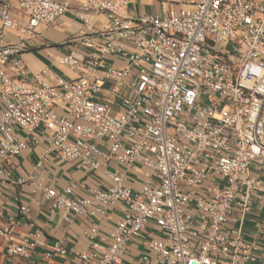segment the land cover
I'll list each match as a JSON object with an SVG mask.
<instances>
[{
	"label": "built area",
	"instance_id": "2783aa9c",
	"mask_svg": "<svg viewBox=\"0 0 264 264\" xmlns=\"http://www.w3.org/2000/svg\"><path fill=\"white\" fill-rule=\"evenodd\" d=\"M15 1L0 3V177L45 139L36 170L57 158L103 169L111 185L79 197L78 182L45 186L34 172L16 183L35 186L52 212L122 215L109 237L94 225L87 250L59 242L46 259L72 252L78 264H123L144 239L146 264H264V0H161L159 12L138 16L127 15L132 0ZM68 14L81 26L50 57L73 75L33 73L23 55L38 29ZM112 162L147 171L141 189ZM5 198L0 188V218ZM255 204L263 214L248 239ZM29 212L22 205L0 221L12 257L45 244L39 230L16 239Z\"/></svg>",
	"mask_w": 264,
	"mask_h": 264
},
{
	"label": "crops",
	"instance_id": "0c3cea01",
	"mask_svg": "<svg viewBox=\"0 0 264 264\" xmlns=\"http://www.w3.org/2000/svg\"><path fill=\"white\" fill-rule=\"evenodd\" d=\"M176 1H179V4ZM169 2L177 8L184 6L185 0H169ZM14 6H18L17 0ZM160 9L161 0H132L126 12L129 16H138L144 13H157ZM99 20L103 21V17H99ZM80 26L81 24L72 14L62 17L52 26H41L38 29L41 40L23 55L27 67L36 74L51 68L58 74L72 76L73 73L69 69L60 66L50 55L60 56L63 54L61 43L75 37ZM9 38L14 41L16 34L9 33ZM47 146L48 142L45 139L39 146L31 145L22 156L11 159L13 164L10 169V178L0 177V188L6 194V198L1 202L5 204L6 209L3 211L0 221L5 223L9 218L18 216L20 206L26 205L30 212L26 218L21 220L20 224L14 227L16 239H19L20 234L29 235L39 230L42 232V240L45 244L38 246L29 259L17 258L8 254L7 245L9 242L0 236V264H78L76 255L72 252L66 256L56 255L52 261L46 259V254L51 246L59 242L68 250L85 251L89 248L88 234L94 225L99 226L100 235L109 237L122 216L121 212L113 209L107 211L106 218L100 219L52 212L44 196L35 192V186L16 183L20 177L28 176L34 172L38 181L45 186L63 188L71 182H78L80 189L77 196L79 197L85 193L88 187L107 189L111 185V181L105 176L103 169L88 171L80 168L76 163L63 162L57 158H53L43 168L36 170L40 154ZM110 166L113 169H120L121 173L128 177L127 186L134 191H139L145 183L147 171L141 167L127 169L115 162H112ZM255 209H258L259 214L250 218L252 222L249 223L245 231L248 239L253 237L254 229L263 214L257 204H255ZM146 231L154 236L159 234L154 225H149ZM144 237L149 239L148 235H144ZM143 241L144 239H135L130 243L123 257V264H146L143 258L148 254V250Z\"/></svg>",
	"mask_w": 264,
	"mask_h": 264
}]
</instances>
